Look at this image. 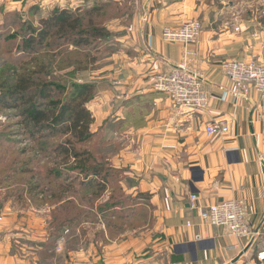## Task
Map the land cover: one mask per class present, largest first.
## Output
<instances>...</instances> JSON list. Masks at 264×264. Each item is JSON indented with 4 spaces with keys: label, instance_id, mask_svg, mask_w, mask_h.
Returning a JSON list of instances; mask_svg holds the SVG:
<instances>
[{
    "label": "crops",
    "instance_id": "0c3cea01",
    "mask_svg": "<svg viewBox=\"0 0 264 264\" xmlns=\"http://www.w3.org/2000/svg\"><path fill=\"white\" fill-rule=\"evenodd\" d=\"M101 1L33 3L43 12L54 6L83 12ZM228 2L135 0L131 23L114 32L111 69L99 79L88 104L90 132L116 148L106 161L133 184L122 188L131 204L107 212L127 210L124 222L134 221L135 227L110 237L108 226L102 225L106 241L84 249H67L61 238L65 252L59 264H264L256 260L264 249V105L253 91L238 95L221 69L229 59L264 66V24L240 0ZM260 16L264 18V11ZM191 21L200 23L201 33L184 58L185 48L164 43L161 31ZM182 63L208 96L201 112L174 111L166 96L153 89L158 76ZM212 121H223L228 132L208 136L205 128ZM191 196L201 207L241 200L255 236L237 238L222 227L201 223ZM10 224L0 229L5 234L0 236V264H57L13 252Z\"/></svg>",
    "mask_w": 264,
    "mask_h": 264
},
{
    "label": "rangeland",
    "instance_id": "374dc122",
    "mask_svg": "<svg viewBox=\"0 0 264 264\" xmlns=\"http://www.w3.org/2000/svg\"><path fill=\"white\" fill-rule=\"evenodd\" d=\"M134 2L120 0V4L112 5L110 0H105L99 2L104 7L97 13H78L82 17L80 30L86 33L90 41L86 47L74 48L69 43H63L65 41L61 36L54 34L44 42L56 43L51 47L27 45L22 48V40L27 41L35 34L34 30L39 28L41 18H47L55 9L68 8L54 6L43 12L33 0H0V87L5 85L11 72L8 69L13 66H16L17 71L20 67L31 71V78L38 90L48 85L50 96L45 101L36 97L34 101L39 103L57 102L60 105L73 84L101 85L99 79L111 69L109 58L115 50L112 46L116 37L114 32L131 23L135 12ZM235 2L229 0L228 3ZM240 2L248 14L254 11L257 22L264 24V18L260 16V12L264 11V0ZM21 107L19 105V110H8L0 103V229L3 223H11L14 237L12 251L16 254L33 253L40 259H51L59 264L65 252L61 238H65L64 246L67 249H84L99 242V239L106 241V232L100 228L102 225L109 226L107 232L110 237L121 236L125 231L132 230L134 221L129 224L124 219H118V216L125 218L127 210L116 211L115 218L99 213L100 207L126 199L127 196L122 192L123 185H133L124 181L125 176L121 171H108L113 166L106 160L111 159L116 148L102 143L93 135L88 142L75 144L76 151L88 153L94 163L100 164L102 176L107 175L111 181L112 187L99 197H92L93 187H88L83 193L75 188L59 198H50L51 195H60L63 188L58 186L65 184L62 179H55L56 170L61 171L66 178L76 174L70 170L75 167L72 160H67L68 167H64L61 164L64 156L54 149L58 143L70 139V136L65 134V126L59 125L53 132L39 129L36 139L32 141L29 138L32 132H27L29 128H26L23 118L17 117ZM75 187H78L77 183ZM64 199L67 200L64 202ZM126 201L122 206L131 204V201ZM71 205H74L73 209ZM113 225L119 229H112ZM80 236L84 238L80 240Z\"/></svg>",
    "mask_w": 264,
    "mask_h": 264
},
{
    "label": "trees",
    "instance_id": "16d2710c",
    "mask_svg": "<svg viewBox=\"0 0 264 264\" xmlns=\"http://www.w3.org/2000/svg\"><path fill=\"white\" fill-rule=\"evenodd\" d=\"M103 7L102 4L96 3L89 10L83 11V13L91 15L97 13ZM78 13L82 15L78 10L55 9L51 11L47 18L39 20L40 26L37 30H34L35 34L30 36L27 41L22 40L21 47L23 48V46L27 45L39 46L41 48L46 46L51 47L56 43L45 44L44 42L54 34L57 37L61 36L63 41H65L63 43H69L74 48L88 46L90 41L89 38H86V33L80 30V18L82 17ZM55 29L56 31L53 32ZM15 68L16 66H13L8 69L11 71L9 72L10 76L5 85L0 87V103L2 107L8 110H19V105L23 106L18 111L17 117H22L26 128H29L27 132H32L29 134V138L32 141L36 139L39 129L42 128L53 132L56 131V127L59 125H64L65 134L70 136V139L58 143L54 149L55 152L64 156L61 160V164L64 167H68L67 160H72V164L75 167L70 168L69 166V168L71 171H75L76 174L72 178H66L61 171L56 170L54 173L55 179L59 181L62 179V183L65 184L58 186L60 189L63 188L62 193H59L60 195H51L50 198H59L61 195L63 196V194H67L75 188L83 193L88 187H93L91 192L92 197H99L103 191L112 187L111 181L107 175L102 176L103 172L100 164L94 163L88 153L76 151L75 149V144L88 142L91 139L90 127L93 123V118L88 111V104L96 96L98 86L87 83L82 85L73 84L71 85V90L66 93L67 98L61 101L60 105L57 102L39 103V101H34L36 97L43 101L49 98L51 92L48 89V85L38 90L36 82L31 78L33 74L31 71L23 67H20L17 71ZM37 128L38 132L36 133ZM108 171L118 172L111 168H108ZM75 183H77L78 187H75ZM122 200L100 207L99 213L102 216L115 218L116 212L112 215L107 210L108 208L113 209L115 206L122 207V204L126 203V200ZM71 208L73 209L74 205H71ZM118 219L124 218L118 216ZM112 229L119 228L114 225Z\"/></svg>",
    "mask_w": 264,
    "mask_h": 264
},
{
    "label": "built area",
    "instance_id": "2783aa9c",
    "mask_svg": "<svg viewBox=\"0 0 264 264\" xmlns=\"http://www.w3.org/2000/svg\"><path fill=\"white\" fill-rule=\"evenodd\" d=\"M234 31L238 32L239 28L235 27ZM200 33V23L191 21L182 23L177 28L164 27L161 31V40L164 43L182 45L185 48L184 58H186L190 53L189 47L197 43ZM221 69L224 76L236 88L238 95L246 97L253 91L259 102L264 105V66L253 61L229 59L222 63ZM153 89L166 96L174 111L201 112L208 105V96L201 89L197 76L188 71L183 63L158 76ZM261 121L264 130V110ZM227 132L228 127L223 121H212L205 128L208 136L222 135ZM190 201L201 223L211 227H222L231 236L237 238L250 240L255 236L245 219L241 200H227L207 207H201L195 196H191ZM256 260L264 263V249L257 253Z\"/></svg>",
    "mask_w": 264,
    "mask_h": 264
},
{
    "label": "water",
    "instance_id": "95a60500",
    "mask_svg": "<svg viewBox=\"0 0 264 264\" xmlns=\"http://www.w3.org/2000/svg\"><path fill=\"white\" fill-rule=\"evenodd\" d=\"M238 259H236L234 262H236Z\"/></svg>",
    "mask_w": 264,
    "mask_h": 264
}]
</instances>
